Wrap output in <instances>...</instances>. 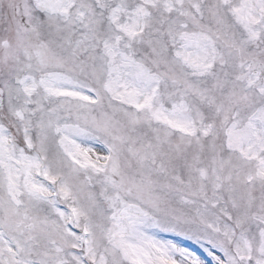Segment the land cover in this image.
Masks as SVG:
<instances>
[{
  "label": "snow or ice",
  "instance_id": "snow-or-ice-1",
  "mask_svg": "<svg viewBox=\"0 0 264 264\" xmlns=\"http://www.w3.org/2000/svg\"><path fill=\"white\" fill-rule=\"evenodd\" d=\"M0 264H264V0H0Z\"/></svg>",
  "mask_w": 264,
  "mask_h": 264
}]
</instances>
